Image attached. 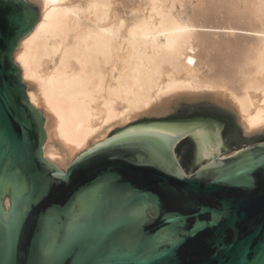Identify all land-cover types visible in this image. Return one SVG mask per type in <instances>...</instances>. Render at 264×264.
<instances>
[{
  "label": "water",
  "instance_id": "95a60500",
  "mask_svg": "<svg viewBox=\"0 0 264 264\" xmlns=\"http://www.w3.org/2000/svg\"><path fill=\"white\" fill-rule=\"evenodd\" d=\"M38 17L0 0V264H264V141L190 173L177 137L145 130L65 169L44 158L45 120L14 61Z\"/></svg>",
  "mask_w": 264,
  "mask_h": 264
},
{
  "label": "bare ground",
  "instance_id": "6f19581e",
  "mask_svg": "<svg viewBox=\"0 0 264 264\" xmlns=\"http://www.w3.org/2000/svg\"><path fill=\"white\" fill-rule=\"evenodd\" d=\"M25 1L37 6L39 17L18 43L14 61L21 70L30 104L45 120L43 156L57 168L65 169L117 128L121 134L145 130L177 137V150L189 137L196 146L194 163L209 160L214 154L226 157L219 134L205 135L190 126L167 124L172 121L126 126L138 118L165 115L180 101L209 99L233 114L244 136L264 131V0H226L231 2L224 1L225 9L216 7L222 0L221 5L216 4L218 0H211L213 4L217 1L216 5L196 0V7L189 4L195 10L189 9L192 13L184 23L177 6L183 8L185 0ZM203 2L211 7L206 4L209 9L204 10ZM227 3L236 6L228 9ZM197 5L202 14H197ZM212 6L218 8V14ZM206 9L207 15L210 9L216 10L212 12L215 16L224 15L226 10L225 18L234 11L238 16L231 17L235 20H223L226 23L221 27L218 20L215 30L231 35L225 39L231 40V45L233 40L232 46L237 47L238 39L242 46L249 41L245 47H237L241 51L235 54L225 52L228 67L218 60L224 52V39L219 55L220 41L218 49L215 44L220 39L205 36L214 30L213 24L212 30L209 24L198 25ZM205 19L208 23L210 17ZM241 21L246 29L240 27ZM205 28L208 33L204 34ZM242 30L251 37L245 33V41L249 38L246 43L243 37L237 38L244 35ZM210 48L216 52H208ZM215 54L219 55L214 57L217 61L212 59ZM222 65L225 70L220 69ZM203 66L219 69L210 70L209 75L208 67L203 71Z\"/></svg>",
  "mask_w": 264,
  "mask_h": 264
},
{
  "label": "rangeland",
  "instance_id": "374dc122",
  "mask_svg": "<svg viewBox=\"0 0 264 264\" xmlns=\"http://www.w3.org/2000/svg\"><path fill=\"white\" fill-rule=\"evenodd\" d=\"M188 0H185V2L186 3H183V8H179L178 6H177V10H178V16H180V17H182V22L184 23V22H186L188 19H189V16H190V12L192 11V8H191V6L192 5H194L195 4V1L196 0H191V2L192 3H189L190 1H188ZM204 2L206 1V0H203ZM209 1H211V0H209ZM212 1H214V0H212ZM212 1H211V5H214L216 2H214V4L212 3ZM219 1V3H216V4H222L221 6H219V5H217L216 7H222V6H224V3L225 2H228V1H226V0H222V3H220V0H218ZM225 1V2H224ZM194 2V3H193ZM197 2V1H196ZM203 2V3H204ZM229 2H231V1H229ZM228 2V3H229ZM29 3V2H28ZM198 3V2H197ZM227 3V6H225L226 8L228 7V9H234V7L236 6H230L229 4ZM234 3L235 2H232V3H230V4H233L234 5ZM189 4H192V5H189ZM205 4V3H204ZM207 5L209 4V2L208 3H206ZM206 4H205V7H204V5H202L203 7H204V10H205V8H208V6H209V8L211 7L210 6V4L206 7ZM215 4V5H216ZM236 4V3H235ZM34 5V4H33ZM190 6V8H189V6ZM200 5V6H201ZM229 5V6H228ZM195 6V5H194ZM198 7L197 8H199V5H197ZM201 6V7H202ZM35 7H37V6H35ZM196 7V6H195ZM213 7V6H212ZM215 7V6H214ZM213 7V8H214ZM215 7V9H217V12H215V13H217L218 14V8H216ZM230 7V8H229ZM233 7V8H232ZM208 8V9H209ZM222 8H224V7H222ZM191 11H190V10ZM200 9V10H199ZM198 10H196V12H198L197 14H202V12L203 11H201V9L202 8H199ZM208 9H206V15H207V11H208ZM221 9V8H220ZM225 9V8H224ZM224 9H222L221 11L223 12L224 11ZM195 10V9H194ZM193 10V11H194ZM232 10H230L231 12L229 13V11H228V13L229 14H231V16L232 17H234L235 16V14H234V11L232 12ZM192 11V12H193ZM210 11H211V13H210ZM213 11H216V10H214V9H210L209 10V14L208 15H210V14H212V12ZM221 11H219V13L221 12ZM191 12V13H192ZM200 12V13H199ZM246 12V11H245ZM245 12H243V14L245 13ZM205 13H203L204 14V16H205ZM215 13H213L212 14V17L216 20V23H215V20H213V21H211L212 20V17L211 16H206V17H210V19L208 20V23L207 22H203V21H206V17L205 18H203L204 16L203 15H201V19H204V20H200V18H199V16H198V18H197V20H200L199 22H198V25L200 24H203V23H206V24H209L208 26H210V25H212L213 24V26L215 27V28H213L214 30H212V27L210 28L212 31H211V33H209V34H207V35H205V36H208V35H210V36H208L209 37V39H211L212 37V39H220V40H218V41H216L217 42V44H215L216 46V48L218 47L217 45H218V42H219V44L220 43H223L222 41L223 40H221V39H224V42H226V43H223V45L224 44H230L231 42V40H229V41H227V39H225V35H226V37H227V35L228 34H226V33H223V31L221 32V30H218L217 29V31L215 30L216 29V27H218V24H219V21L218 20H221L222 21V23H221V25H219V27H221L222 25H225L223 22H225V21H223V20H226V21H228V20H231L232 19V17L230 18V17H228V18H225V13H226V17L228 16V14H227V12H226V10L223 12L224 13V15H222V13H220L219 15H217V16H215L216 14ZM232 13H233V15H232ZM236 13V12H235ZM215 14V15H214ZM240 14H242V13H239V15ZM245 15V14H244ZM244 15H241V17L243 18L244 17ZM219 16H223V17H219ZM236 16H238V15H236ZM235 16V17H236ZM216 17V18H215ZM218 18V19H217ZM224 18V19H223ZM230 18V19H229ZM228 19V20H227ZM233 21L235 20V18H233L232 19ZM210 22V23H209ZM214 22V23H213ZM218 22V23H217ZM242 22V21H241ZM241 22H239L238 24H241ZM226 23V22H225ZM243 23L244 22H242V25H240V27L242 28V26H243V28L244 29H246L247 27H246V24L245 25H243ZM206 24H203L204 26L206 25ZM215 24L217 25V26H215ZM238 24H237V26H238ZM207 26V25H206ZM245 26V27H244ZM247 26H249L248 24H247ZM239 26H238V28H240ZM253 27V26H252ZM207 28V27H206ZM205 28V29H206ZM208 28V29H209ZM250 28H251V26H250ZM249 27H248V29H250ZM207 30V29H206ZM202 31V30H201ZM213 31H214V33H213ZM216 31V32H215ZM200 32V31H199ZM203 33L204 32H207L208 33V30L207 31H202ZM201 32V33H202ZM218 32H220V33H222L223 35H224V38L222 37V35H219L218 34ZM242 32L244 33V35L242 36V34L240 35H238V33H237V35L239 36V37H237V35L235 36V35H233L231 38L232 39H236L235 37H237V38H240V36H241V38L245 41V39H244V37H247L246 35H245V33L247 34V32H245V30H242ZM217 33V34H216ZM240 33V32H239ZM249 33V32H248ZM205 34V33H204ZM204 34H202V35H204ZM214 35V36H213ZM217 35H219V37L217 38ZM248 35V37L249 38H251L250 36H249V34H247ZM230 36L231 35H228V39H230ZM235 36V37H234ZM215 37V38H214ZM249 38H248V40H249ZM247 39V38H246ZM239 40L240 39H238V43H237V40H235L234 42L235 43H237L238 45H237V47H245V45L249 42L248 40H246V41H248L247 43H246V41H245V45H244V43H243V46H242V44H240V42H239ZM210 42H214V40H209ZM244 41H241V42H244ZM215 42V43H216ZM228 42V43H227ZM161 44H163L164 43V38H161V42H160ZM234 43V44H235ZM239 44L241 45V46H239ZM221 45V46H220ZM219 45V47L218 48H221L223 45L222 44H220ZM225 45V47H222L223 48V51L224 52H222L223 54L222 55H220V53H221V51H222V48L221 49H218V50H216V48H214L213 46V50H216V51H220V52H218L219 53V55H220V58H224V59H222V60H220V58H219V55H218V57H215L217 54H215L214 56H212L213 54H214V52H216V51H214L213 52V50L210 48L209 50H208V52H211V50H212V59L215 57V58H219L218 60L219 61H221V62H219V64L220 63H222L223 61L225 62V63H222L223 65L225 64V65H227L228 63V60L227 61H225L227 58H229V55H227L228 53L231 55V53L232 54H235V53H237L236 51H241L240 50V48L238 49L237 47H236V44L234 45V46H232L233 45V40H232V45L230 46L232 49H233V47H235L234 48V50H235V52H231L230 50H228L230 47L229 46H226ZM227 47V48H226ZM225 49H227V50H225ZM231 49V50H232ZM237 49V50H236ZM197 52L199 51L198 49L196 50ZM228 52V53H226V55H225V52ZM230 51V52H229ZM196 52V53H197ZM200 52V51H199ZM198 52V53H199ZM208 52H203V54L205 53L206 55L208 54ZM202 53V52H201ZM200 53V54H201ZM204 54V55H205ZM211 54V53H210ZM204 55H201L202 57L204 56ZM205 55V56H206ZM204 56V57H205ZM209 57H211L210 55H208ZM222 56H224V57H222ZM231 57V56H230ZM214 58V59H215ZM205 59V58H204ZM217 59H215L216 61H217ZM218 64V65H219ZM222 65V68H220V69H223V68H225V66H223ZM208 66H206V68H207ZM226 67H228V65L226 66ZM205 66H203V71H205ZM213 68V69H212ZM208 67L207 68V73L210 75V73H211V71L210 70H216L215 68H218L219 69V67ZM223 70H225V69H223ZM206 72H205V74H207ZM161 122V123H166V122H164V121H172V122H169V123H167V124H170V125H172V126H177V125H182L181 127H184V126H190V127H188V128H192V129H198L201 133H203V134H205V135H211V134H213V133H215V134H219V136L221 137V139H222V143H223V145H222V153H223V155L224 156H229L230 154H232V153H234V152H236L237 150H239V149H242V148H245V147H247V146H251V145H254V144H256V143H259V142H262V141H264V131H262V132H260V133H253V134H249V135H245L244 136V133H243V131H242V129L239 127V125L237 124V121H236V119L234 118V116H233V114L230 112V111H228V110H226V109H224V108H222V107H220L219 105H217L215 102H213V101H211V100H209V99H200V100H194V101H180L179 102V104L178 105H176V106H174L172 109H171V111L169 112V113H167V114H165V115H162V116H151V117H143V118H138V119H135V120H133V121H131V122H129L126 126H129V125H133V124H139V123H144V122ZM181 122H183V123H181ZM186 122V123H185ZM125 126V127H126ZM116 131H118V128H117V130L115 129V130H113L112 132H111V134H113V133H115ZM111 134H109V135H111ZM108 135V136H109ZM189 139H191V138H189ZM192 140V139H191ZM193 141V140H192ZM193 143H194V146H195V142L193 141ZM195 151H196V146H195V149H194V147L190 144V142H188V141H186L185 143H183L179 148H178V159L180 160V163H181V165H182V167L184 168V170L187 172V173H190L191 171H193L195 168H196V166L194 165V162H193V157H194V154H195Z\"/></svg>",
  "mask_w": 264,
  "mask_h": 264
}]
</instances>
